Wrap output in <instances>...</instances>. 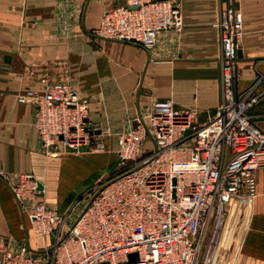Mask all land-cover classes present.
I'll return each instance as SVG.
<instances>
[{
  "label": "built area",
  "instance_id": "1",
  "mask_svg": "<svg viewBox=\"0 0 264 264\" xmlns=\"http://www.w3.org/2000/svg\"><path fill=\"white\" fill-rule=\"evenodd\" d=\"M242 24L241 11L228 0L214 22L219 40L216 106L202 111L178 107L171 98L152 100L136 125L128 123L115 132L117 158L128 165L93 187L75 215L44 203L35 174L4 173L31 229L51 234L54 242L34 250L0 234V264L212 262L226 204L238 196L254 198L257 171L264 167V125L249 113L264 98V87L254 94L264 72L258 71L256 60L250 65L257 72L253 81L240 85ZM181 27V11L172 0H119L103 10L93 33L149 49L160 31ZM17 100L35 106L33 128L51 156L79 153L83 146L107 150L106 130L88 122L90 98L67 82L26 88Z\"/></svg>",
  "mask_w": 264,
  "mask_h": 264
},
{
  "label": "crops",
  "instance_id": "2",
  "mask_svg": "<svg viewBox=\"0 0 264 264\" xmlns=\"http://www.w3.org/2000/svg\"><path fill=\"white\" fill-rule=\"evenodd\" d=\"M116 1L0 0V234L25 241L34 250L44 248L53 236L31 229L30 217L20 211L4 173L35 174L44 203L75 215L78 198L106 176L102 172L94 186L78 190L79 154H104L111 172L117 160L115 132L128 123L136 125L152 100L171 98L178 107L203 111L219 99L214 22L228 0H172L181 11L182 27L160 31L149 49L93 33L103 10ZM233 2L243 17L237 68L240 85L246 86L257 73L252 63L257 60L258 71L264 72V0ZM51 80L67 82L90 98L88 122L108 133L106 151L83 146L79 153H46L33 128L35 106L19 102L17 95L26 88L41 90ZM263 87L264 81L254 94ZM263 104L261 98L249 109L259 125L264 124ZM255 106L261 107L260 113ZM204 119L200 113L199 120ZM69 173H74L75 183L62 188ZM256 179L254 198L238 196L226 204L214 256L225 264H264V167Z\"/></svg>",
  "mask_w": 264,
  "mask_h": 264
},
{
  "label": "rangeland",
  "instance_id": "3",
  "mask_svg": "<svg viewBox=\"0 0 264 264\" xmlns=\"http://www.w3.org/2000/svg\"><path fill=\"white\" fill-rule=\"evenodd\" d=\"M255 107H256V111L261 110L260 106H255ZM260 112L261 111H259L257 113H260ZM147 146H148V142L146 141V143L144 144V147H147ZM109 163L110 162H106L105 155L102 153L79 154L78 155V190L86 189L91 184H93V185H91V187L94 186L96 184V182L94 181L95 177L100 175L102 172H104L106 174V176L103 177L98 182V184H96V186L101 184V183L106 182L107 180H110L113 176H115L123 168H125V166L128 165V163H126L125 165L122 164L117 158L116 163L113 167V171L108 172L107 169H109ZM107 173H108V175H107ZM73 176H74V173H73V175L71 173H69L67 180L64 182L63 186L61 185V187L66 189L67 187H70L71 185H73L75 183V178ZM92 189H93V187L91 189H89L85 194H82L78 198V208L79 207L82 208L86 204V200L89 197V191H91ZM76 203L77 202H75V204ZM69 216H72V212L69 213ZM38 235H40V234H38ZM47 236H49V234H47ZM52 242H53V239H51V242L49 241L48 244L51 245ZM45 246L46 245H44V247ZM209 264H225V263L223 261H219V259L217 260V257H216V259H214Z\"/></svg>",
  "mask_w": 264,
  "mask_h": 264
},
{
  "label": "water",
  "instance_id": "4",
  "mask_svg": "<svg viewBox=\"0 0 264 264\" xmlns=\"http://www.w3.org/2000/svg\"><path fill=\"white\" fill-rule=\"evenodd\" d=\"M240 56H241V50L239 49V50H238V57H240ZM9 57H10V56H9L8 54H5L4 57H3V58H4V61H5V62H8L9 59H10ZM98 131H99V130H95V132H98ZM187 131H188V130H186V132H187ZM39 188H42V184H40V182H39ZM130 257H131V258H135V253H132V254L130 255Z\"/></svg>",
  "mask_w": 264,
  "mask_h": 264
}]
</instances>
